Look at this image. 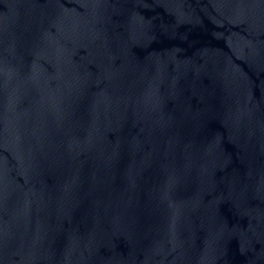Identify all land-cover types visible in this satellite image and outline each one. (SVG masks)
Listing matches in <instances>:
<instances>
[{"label": "water", "instance_id": "water-1", "mask_svg": "<svg viewBox=\"0 0 264 264\" xmlns=\"http://www.w3.org/2000/svg\"><path fill=\"white\" fill-rule=\"evenodd\" d=\"M190 0H0V264H118Z\"/></svg>", "mask_w": 264, "mask_h": 264}]
</instances>
